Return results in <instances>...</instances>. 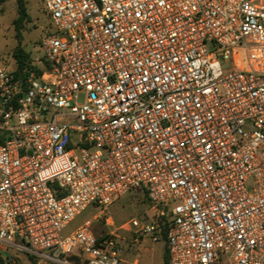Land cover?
I'll return each instance as SVG.
<instances>
[{
  "label": "built area",
  "instance_id": "obj_1",
  "mask_svg": "<svg viewBox=\"0 0 264 264\" xmlns=\"http://www.w3.org/2000/svg\"><path fill=\"white\" fill-rule=\"evenodd\" d=\"M43 5L42 55L0 63V243L35 264H130L124 230L164 240L169 264H264V0ZM134 191L150 221L117 228L109 208Z\"/></svg>",
  "mask_w": 264,
  "mask_h": 264
},
{
  "label": "rangeland",
  "instance_id": "obj_2",
  "mask_svg": "<svg viewBox=\"0 0 264 264\" xmlns=\"http://www.w3.org/2000/svg\"><path fill=\"white\" fill-rule=\"evenodd\" d=\"M25 3L30 21L25 23L24 29L21 31V39L16 36L14 27V21L18 18L16 0L0 4V63L7 64L10 69L15 68L13 53L17 46H20L24 52L29 54L33 61H36L42 55L39 42L50 24L45 14L43 0H25ZM207 50L208 52L214 51L212 43H207ZM238 61H241L240 57H238ZM221 63L223 64L222 60ZM223 66L224 69L230 68L229 64H223ZM109 211L117 228L123 227L132 218H139L148 222L153 214L149 202L140 191L124 195L109 208ZM98 212L99 210L95 204L89 205L62 231V237L75 232L84 222L92 220ZM91 230L99 238L106 234L109 228L93 221ZM118 235L121 247L120 258L125 263L163 264L166 247L164 240L154 243L149 238H144L136 244L132 233L119 230ZM19 244L24 245L20 240L17 241V245ZM37 260L38 257L29 252L20 251L15 247L0 243V264H35Z\"/></svg>",
  "mask_w": 264,
  "mask_h": 264
},
{
  "label": "trees",
  "instance_id": "obj_3",
  "mask_svg": "<svg viewBox=\"0 0 264 264\" xmlns=\"http://www.w3.org/2000/svg\"><path fill=\"white\" fill-rule=\"evenodd\" d=\"M10 0H0V4H3L5 2H8ZM18 5V18L14 21V27L16 31V36L18 39L22 38L21 31L24 29V25L26 22L30 21V17L26 10V3L25 0H16ZM13 58L16 63V68L18 73H22L26 68L30 67V64L33 62L32 58H30L29 54L24 52V50L17 46L13 53ZM1 143V141H0ZM146 200L148 201L146 195L142 193ZM149 202V201H148ZM150 204V203H149ZM165 231V230H164ZM163 264H169L168 254H167V248L165 247V252L163 256Z\"/></svg>",
  "mask_w": 264,
  "mask_h": 264
}]
</instances>
